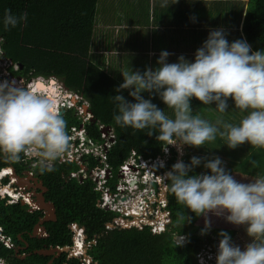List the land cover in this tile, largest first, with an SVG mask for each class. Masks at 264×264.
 I'll return each instance as SVG.
<instances>
[{"label":"trees","instance_id":"16d2710c","mask_svg":"<svg viewBox=\"0 0 264 264\" xmlns=\"http://www.w3.org/2000/svg\"><path fill=\"white\" fill-rule=\"evenodd\" d=\"M97 1L0 0V56L19 64L17 70L13 65L9 67L12 75L56 77L65 88L77 92L87 100L95 121L88 122L86 126L90 138L101 139L100 124L114 129L115 137L106 151L105 162L112 168L113 178L109 180V185L116 191L113 181L117 180L121 166L131 156L155 160L165 156V148L169 145L156 139L158 127L136 130L116 123L114 116L119 114V109L114 95L122 94L129 102L136 101L129 95L130 89L117 92L122 82L91 60L90 45ZM6 10H11L16 16L27 12L26 22L5 28L3 21ZM243 30L254 51L264 50V0H250ZM231 101L235 105L234 100L229 98V109L222 114L217 109H212L211 105H203L193 98V115L198 114L212 124L221 121L217 126L223 131L225 123H240V112L237 108L231 109ZM63 118L67 123L68 133L72 126L79 127L81 122L73 108L66 111ZM150 131L154 132L151 136L148 135ZM226 143V138L217 134L215 140L206 142L204 146L188 145L182 161L190 163L192 156L213 159L218 154L228 159L229 166L226 170L238 181L240 177L243 181L248 180L246 175L264 174V148L245 142L232 149ZM170 151L171 156L165 166L153 163V169L158 172L172 170L178 155L174 147ZM84 157L91 167L103 165L92 155ZM204 162L206 160L195 166L189 175L211 174L210 169L204 168ZM17 163V160H8L0 153V171L9 165L16 166L19 170L22 166ZM79 168L80 165L76 162L58 161L51 167L35 166L34 173L48 188L45 197L55 203L57 211V220L45 223L48 236L41 238L32 237L31 233L44 211L29 210L28 204L13 197L19 195L13 193L16 189L14 185H8L9 178L0 177V227L11 237L14 245L9 247L0 241V261L8 264H46L50 258L48 256L36 253L23 258L19 256L44 247L71 245L72 233L78 228L84 230L85 240L90 245L89 253L98 264H202L198 260L202 249L209 246L213 250L219 249L222 238L219 239L218 235L213 237L215 233L211 232L212 228L202 231L206 226L196 223L204 216H197L185 205L178 203L170 190L171 181L168 178L164 185L168 189L172 215L169 230L156 234L151 227L144 225L129 228L117 225L115 228H108L109 223L118 224L124 217L120 212L107 210L99 205L102 193L96 189L92 178L71 177V172ZM11 171L6 168L3 174ZM155 185L157 189L160 188L157 183ZM24 197L28 198V195L24 194ZM181 215L191 219L184 221ZM229 232L231 239L237 234L235 229ZM176 235H185L186 240L177 243ZM24 240L29 246L17 254L16 246L25 245ZM213 264H217V261Z\"/></svg>","mask_w":264,"mask_h":264},{"label":"clouds","instance_id":"9594fccd","mask_svg":"<svg viewBox=\"0 0 264 264\" xmlns=\"http://www.w3.org/2000/svg\"><path fill=\"white\" fill-rule=\"evenodd\" d=\"M26 20L27 12L16 16L6 10L3 23L5 28L16 27ZM170 55L168 51H162L155 70L122 72L124 82L117 92L130 89L129 95L136 102H129L122 94L114 95L119 109V114L114 116L117 124L136 130L158 127L156 139L167 145L179 141L200 147L215 140L219 134L226 138L227 146L232 149L245 142L264 148V50L254 51L242 39L229 43L224 30L219 29L210 31L197 49L194 61L181 55L177 62L169 63ZM11 65L16 70L19 68V64L0 56V153L8 160H19L21 154L50 160L64 156L70 148L71 136L59 102L36 85L38 79L46 84H50V79L34 77L30 83L32 87H22L25 84L23 78L10 79ZM14 80L21 81L20 87ZM55 84L51 85L56 90ZM145 91L159 94L167 108L174 111V118L166 115L164 109L151 99H145L142 95ZM193 98L203 105L215 103L221 113L229 109L231 98L235 108L247 115L238 125L223 124L222 131L217 126L221 121L212 124L198 114L193 115ZM153 133L150 131L148 135ZM182 160L173 164L166 177L171 181L170 190L178 203L197 216L205 217L206 227L202 231L210 229L208 214L213 213L224 216L230 223L246 225L247 235L251 238L242 250L227 232L221 231L219 249L213 250L209 246L213 255L210 263L264 264V177L248 183L239 182L226 170L219 156L213 159L192 156L190 163ZM205 160L203 166L210 169L211 174L189 175ZM181 219L191 218L181 215ZM0 264L4 262L0 261Z\"/></svg>","mask_w":264,"mask_h":264},{"label":"crops","instance_id":"0c3cea01","mask_svg":"<svg viewBox=\"0 0 264 264\" xmlns=\"http://www.w3.org/2000/svg\"><path fill=\"white\" fill-rule=\"evenodd\" d=\"M249 2L250 0H98L90 45L91 60L123 83L122 72L143 73L148 68L155 70L159 66L160 54L165 50L171 53L169 63L177 62L181 55L194 61L197 49L203 45L212 30L223 29L229 43L237 39L248 42L243 27ZM142 95L164 109L166 115L174 118V111L167 108L159 94L145 91ZM158 102H163L164 106L160 107ZM187 146L185 144L184 148L187 149ZM262 175L264 174L246 176L251 181L264 177ZM242 227L240 230H244V234L241 238H244L247 226ZM220 228L237 230L230 226ZM236 236L238 231L232 242Z\"/></svg>","mask_w":264,"mask_h":264},{"label":"built area","instance_id":"2783aa9c","mask_svg":"<svg viewBox=\"0 0 264 264\" xmlns=\"http://www.w3.org/2000/svg\"><path fill=\"white\" fill-rule=\"evenodd\" d=\"M57 89L64 91L65 94L69 96L66 99V103L62 104L67 107H76V100L80 99L81 96L73 91L64 87L61 81H57L54 85ZM59 101V100H58ZM84 106H79V110L81 114H86L83 121L86 122L88 119L93 117L92 112L88 109L89 103L87 100H83ZM99 127L103 130L104 125H99ZM74 129V127H72ZM75 130V129H74ZM73 132L69 135L71 136L70 148L68 152L65 153L64 156L55 159L59 163L63 162H77L80 165L77 173H73V175H77L78 178H92L96 184V189L101 191V199L99 200L102 203V206H110L111 210L116 212H120L124 217L118 224L109 223L108 228H115L117 225L121 228H129V227H138V226H149L152 228V231L156 234H161L166 230L170 229L172 223V215L171 210L169 209V199H168V189L164 185L165 180L167 179L166 174L171 170L165 171H156L153 169L152 164L158 163V166L164 167L166 161L168 159V155L171 156L170 148L174 147L178 159L184 155V144L177 141L176 144L169 145L165 148V156L157 157L155 160L152 158L149 159H136L134 156H131L120 168L118 175L120 172L124 173V176L119 177L118 186L116 187V191L112 190L111 185H109L110 178H113L112 168L105 162L106 159V151L108 150L112 139L115 137L114 129L111 127H107L104 131H102V138L105 141L100 146H92L94 145L93 138H88L86 136V131L84 128L80 131V146H77L73 143L77 139ZM93 154L94 156H99L100 162L103 163L102 166H96L94 168H89L83 165L82 157L84 155ZM133 154L135 152L133 151ZM41 159L46 163V165H51L55 160H50L46 157H41ZM128 166H131L129 168ZM136 167L139 169L136 171ZM148 167V173L140 174V171L143 168ZM135 172V173H134ZM156 177L154 180V186L150 182L149 174ZM141 176V177H140ZM155 183H157L160 188L157 189ZM145 185V188L143 187ZM144 189V192L141 191ZM157 189V191H156ZM140 192V196H135V192ZM2 227H0V240H2L7 246L11 242V238L9 236H4L1 233ZM80 236H82V230H79ZM177 236V235H176ZM175 236V239H176ZM180 236V240H176L177 243H182L186 240L185 235ZM79 249H84V239L78 240ZM76 246H73L75 248ZM209 247L202 249L199 253V262L204 264H211L210 258L213 256L211 251H209ZM209 253L208 258L206 254Z\"/></svg>","mask_w":264,"mask_h":264},{"label":"flooded vegetation","instance_id":"af4514ba","mask_svg":"<svg viewBox=\"0 0 264 264\" xmlns=\"http://www.w3.org/2000/svg\"><path fill=\"white\" fill-rule=\"evenodd\" d=\"M13 78H17L18 80H19L20 78H23L25 84H23L22 87H25V88H26V87H32L30 83H31V81H32V79H33L34 77H28V76H24V75H22V74H17V75H12L10 79H13ZM48 84H49V83H47V85H48ZM54 84H55V83H54ZM56 91L58 92V95H57V96L54 95V96L57 98V100H59V101H58V102H59V108H60V110H61V109H64L62 115L65 114L66 111H68L69 109L73 108V109L75 110V115H77V116L79 117V120L81 121L79 127H78V126H72V127H74L75 130L72 129V127H71L70 130H69V134H70L71 132H73V133H75V134H73V135H74L75 137H77V139H76L75 141H73V143H74L75 145H77V146H80V143H81V139H80V131L82 130V128H84L85 131H86V136H87L88 138H90V137L88 136L89 131L87 130L86 126H87V123H88V122H95V121H94V118L92 117V118L88 119L86 122H84V121H83V118H85L86 114H81V115L78 114V113H79V106H84L83 100H85V99H83L82 97H81L80 99H77V100H76V104H75L76 107L73 106V107H70V108H69V107H67L65 104H64V105L62 104V101L66 103V99H68L69 96H68L67 94H65L64 91H62V90H60V89H56ZM45 94L47 95V92H46V91H45ZM53 94H54V93H52V95H53ZM61 100H62V101H61ZM88 109L90 110V108H88ZM90 111H91V110H90ZM99 129H100V132H101V139H99V140H95V139H93L94 145H93V144H90V145H92V146H95V145L100 146V145L105 141V139L102 138V131H103V130H102L100 127H99ZM90 155L94 156L93 154H90ZM84 156H89V155L86 154V155H84ZM84 156L82 157L83 165L86 166V167H89V168H94V167H91V166H90L88 159L85 158ZM41 157H42V156H25L24 154H22L21 157H20V159L17 160L18 163H20V166H22V168H19V170H18L17 167L14 166V167H15V170H16V172H17V174L20 175V176H22V177H24V178L29 177V175L35 176V177L38 178V181L40 182V180H42V179L34 173L35 166H37V165H42V166L51 167V166H53V164H54L55 161H56V160H55V161L53 162V164H51V165H46V163L41 159ZM94 157L100 161L99 156H94ZM75 162H76V161H75ZM76 163H77V162H76ZM100 163H101V162H100ZM77 164H78V163H77ZM10 166H12V165L6 166V167H4L3 169H1V171H0V176H1V177H4V176H5V177H8V178H9L8 185H9V186H13V185H14V186L16 187V189H15V190H13L12 188H11V189L13 190V193H14L15 195H19V196H13L12 194H11V195H12L14 198H16V199H20L21 201H22V200H25V201H26L25 204H28V206H29V210H30L31 207H32L31 205H34V204H33L34 201H35V200L37 201V199H38L37 194H39V193H43L44 196H45V194H46L47 191H44L43 188H41L40 186H38V185H37V182H35L34 180H31L32 185H28V184H26L25 187H21V186H19V185L16 183V181H15L16 178L11 177L9 172H8V174H3L4 171H5V168H10ZM99 166H100V165H99ZM78 170H79V169H78ZM78 170H76V171H72V172H71V177H77V175H73V173L76 174ZM117 177H118V175H117ZM80 179H81V178H80ZM82 179H84V178H82ZM110 179H111V178H110ZM42 181H43V180H42ZM118 182H119L118 179H117L116 181H113V183H114L115 186H118ZM43 185H45L44 182H43ZM45 186H46V185H45ZM46 187H47V186H46ZM31 192H32V194L35 192V195L32 196ZM24 194H27V195H28V198H25V197H24ZM22 203H23V202H22ZM23 204H24V203H23ZM43 211H44V210H43ZM56 213H57V211H56ZM45 215H46V212L44 211V215L39 219V221H40ZM39 221H38V222H39ZM38 222H37V223H38ZM46 222H49V221H46ZM46 222H45V223H46ZM45 223H44V226L46 227V224H45ZM35 225H36V224H35ZM34 227H35V226H34ZM33 230H34V228H33ZM79 230H82V234H83L82 236H80V234H79ZM1 233H2L4 236L6 235V234L3 232V229L1 230ZM32 233H33V231H32ZM32 233H31V236H32ZM6 236H9V235H6ZM46 236H48L47 229H46V232H45L44 235H39V236H36V237L41 238V237H46ZM9 237H10V236H9ZM33 237H35V236H33ZM10 238H11V237H10ZM82 238L84 239V244H85L86 246H84V249L81 250V249H79L80 247H79V243H77V241H78V240H81ZM11 242H12V241H11ZM24 242H25V245H23V246H21V245L16 246V248H19L18 251H16L17 254L20 253L21 250H24L25 248H27V247L29 246V243H28L26 240H24ZM73 246H76V247L73 248ZM51 247H56V246H49V247H44V248H45V249H48V248H51ZM64 247H67V249L64 250V251H61V252L55 251V252H53V253H51V254H40V255L50 257L46 264H98V262L95 261L94 258H93V256L90 255V253H89L90 245H89L88 242L85 240V237H84V230H83L82 228H78V229H76V230L72 233V244H71V245L64 246ZM41 249H43V248H41ZM35 250H36V249H35ZM32 252H33V251H32ZM30 253H31V252H26V253L24 252V253L21 254L19 257H21V258H23V256L26 257L27 255H31ZM72 260H73V261H72ZM74 261H75V262H74ZM3 262H4V261H3ZM4 264H8V263L4 262Z\"/></svg>","mask_w":264,"mask_h":264},{"label":"water","instance_id":"95a60500","mask_svg":"<svg viewBox=\"0 0 264 264\" xmlns=\"http://www.w3.org/2000/svg\"><path fill=\"white\" fill-rule=\"evenodd\" d=\"M49 81H50V84L47 85L43 80L38 79L37 82H36V85H37L38 88L46 90L47 95L49 97L55 98L54 95L57 96L58 92L55 90V88H53V86L51 84H54L56 82V78L55 77H51ZM52 93H54V94L52 95ZM60 111H61V114H62L64 109H61ZM105 129H107V127H105L103 129V131ZM10 169L12 170L11 173H10V176L13 177V178L17 177V179L15 181H16V183L19 186L25 187L26 184L32 185L31 180H34L35 182H37L38 186L43 188L44 191L48 190V188L45 185H43V181L40 180V182H39L37 177L29 175V177L24 178V177H22V176L17 174L14 166H10ZM37 196H38V199H37V201L36 200L34 201V203H33L34 205H32L30 210L34 211V210L41 209V210H44L46 212V215L35 225L33 233H32V237L33 236L36 237V236L45 234L46 227L44 226V223L46 221H55V220H57V213H56V205H55V203L52 202V201L47 200L43 193H39V194H37ZM22 202L25 203L26 201L22 200ZM98 203H99V205H101L100 201ZM105 208L107 210H111L110 206H105ZM176 239L180 240V236L177 235ZM8 246L13 247L14 245L10 242ZM18 249L19 248H16V251H18ZM66 249H67V247L56 246V247H51V248H48V249H45V248L36 249L33 252H31L30 254H32V253H36V254H51V253H53L55 251L61 252V251H64Z\"/></svg>","mask_w":264,"mask_h":264},{"label":"rangeland","instance_id":"374dc122","mask_svg":"<svg viewBox=\"0 0 264 264\" xmlns=\"http://www.w3.org/2000/svg\"><path fill=\"white\" fill-rule=\"evenodd\" d=\"M2 65H4V63L2 62ZM12 76V75H11ZM51 78V77H50ZM50 78H45V80L46 81H48ZM119 79V78H118ZM59 80V79H58ZM56 81H57V79H56ZM120 81H122V80H120ZM14 82L16 83V85L17 86H19L20 87V84H21V81H18V80H14ZM215 104V103H214ZM214 104H212L211 106V108L212 109H215L216 110V107L214 106L213 107V105ZM158 105L160 106V107H162V106H164V103L163 102H158ZM235 108V105H232V101H231V109L232 108ZM239 112H240V121H241V119L245 116V115H247V112H242V111H240L239 109H237ZM217 112H219V111H217ZM79 113H81V111L79 110ZM222 114H224V112L222 113ZM191 151H193L192 149H191ZM191 154H195V153H193V152H191ZM168 156H170V155H168ZM208 156H209V154H208ZM216 156H219L221 159H222V161L224 162L223 163V166L225 167V168H228V166H229V161H227L228 159L224 156V155H216ZM183 157V156H182ZM182 157H180L179 158V160L178 161H181L182 160ZM210 157V156H209ZM211 158V157H210ZM215 158V157H214ZM17 165H19L20 166V164L19 163H17ZM128 167H130L131 168V166H128ZM6 169V168H5ZM132 169V168H131ZM133 170V169H132ZM139 171V169L136 167V171L135 172H138ZM148 171V167H145V168H143V170H141L140 171V174L141 175H143V173H148L147 172ZM134 172V173H135ZM122 176H124V173L122 172H120V175H118V179H119V177H122ZM141 177V176H140ZM148 177H150V182H151V184L154 186V180H156L157 178L156 177H154V176H152L151 175V173L149 174V176ZM16 179H17V177H16ZM239 182H243V183H248V182H250V179L249 180H244L243 181V178H242V180L241 181H239ZM143 187L145 188V185H143ZM156 191H157V189H156ZM142 193L144 192V189L141 191ZM31 194H32V192H31ZM35 195V192L32 194V196H34ZM140 196L141 195V193L140 192H135V196ZM100 204H102V203H100ZM209 216H208V218L210 219V221H211V227L210 228H212L211 229V232L212 233H215V234H213V237H215L216 238V235H219V233L221 232V231H225V232H227L229 235H231L230 234V232L229 231H227V230H225V229H222V228H220V227H225V228H229V226L230 227H235V228H237V231H238V236H236V239L234 240V244H236V245H239L240 247H241V249L243 250L244 248H245V246L247 245V243H249V241H250V238H249V236H247V232L245 231V233H246V236H244V238H241V236H243V234H244V230H240V228L242 227V226H244V225H236V224H233V223H230V222H228L225 218H224V216H216L215 214H213V213H210V214H208ZM226 215V214H225ZM196 224H198V225H202V226H205V217H201V218H199V220L197 221V223ZM243 228V227H242ZM212 233H210V234H212ZM219 237V236H218Z\"/></svg>","mask_w":264,"mask_h":264},{"label":"bare ground","instance_id":"6f19581e","mask_svg":"<svg viewBox=\"0 0 264 264\" xmlns=\"http://www.w3.org/2000/svg\"><path fill=\"white\" fill-rule=\"evenodd\" d=\"M14 79V78H13ZM130 168V167H129ZM32 206V205H31Z\"/></svg>","mask_w":264,"mask_h":264}]
</instances>
